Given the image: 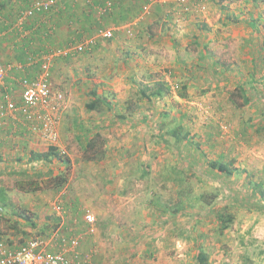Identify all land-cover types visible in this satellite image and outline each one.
Returning a JSON list of instances; mask_svg holds the SVG:
<instances>
[{"label": "rangeland", "instance_id": "rangeland-1", "mask_svg": "<svg viewBox=\"0 0 264 264\" xmlns=\"http://www.w3.org/2000/svg\"><path fill=\"white\" fill-rule=\"evenodd\" d=\"M221 46L187 56L178 51L183 66L179 60L172 62L173 53L157 66L146 58L148 72L141 67L138 77L143 81L133 83L138 92L109 76V69L115 68L116 74L123 70L119 63L114 67L100 58L89 69L90 59L74 54L59 75L58 67L53 84L64 92L67 105L71 102L78 112L87 111L94 93L105 103L102 113L87 123L82 115L81 122L73 124L65 110L55 146L58 155L41 159V167H31L28 176H10L13 209L28 217L26 231L35 229L28 237L47 234L34 226L40 215L33 209L39 213L42 208V218L51 221L48 232L62 223L54 209L61 203L71 235L86 231V211L95 216L96 232L79 248L83 260L91 264H197L200 250L208 255L209 264H264V209L258 208L264 206V53L231 43ZM254 52L259 53L252 81L248 72ZM202 53L206 56L198 61ZM202 74L217 81H200ZM150 78L166 81L149 83ZM157 83L170 90L149 100L143 93L149 96L152 87L161 86ZM252 87L256 91L248 92ZM121 109L125 118L117 114ZM179 126L190 136L177 144L169 131ZM90 140L97 141L95 150L87 147ZM44 144L46 149L39 154L51 148ZM34 160L32 156L25 163ZM223 162L231 163V174L210 166ZM59 174L68 182L56 188L52 179ZM29 175L39 181L41 190L16 189L17 181ZM184 198V210L174 214ZM219 213L234 218L226 230Z\"/></svg>", "mask_w": 264, "mask_h": 264}, {"label": "crops", "instance_id": "crops-1", "mask_svg": "<svg viewBox=\"0 0 264 264\" xmlns=\"http://www.w3.org/2000/svg\"><path fill=\"white\" fill-rule=\"evenodd\" d=\"M34 1L36 0H0V65L14 67L4 83L0 84V107L3 105V93L6 92L13 101L20 102L21 77L29 79L38 77L39 65H28L29 57H38L50 51L70 50L71 44L77 45L84 39L96 36L99 30L116 29V32L111 40L99 39L87 53L71 51L54 57L51 65L52 84L57 75V68L59 67V75L64 71L62 66L71 61L74 54L84 55L90 59L89 69L94 64L97 65L100 58L105 62L109 61V65L114 67L119 63L123 70L116 74L115 68L109 69L111 70L109 76L115 75L116 79L128 84L130 88L134 86V90L138 92L133 83L143 81V78L138 77L141 67L144 68L143 71L148 72L146 65H143L149 64L146 58H151L155 63L153 66H157L164 64L165 58H170L168 54L173 53L172 62L176 64L179 60L177 63L183 66L186 63L179 58L178 51L187 56L195 50L206 51L210 48L224 47L221 43L224 45L231 43L232 47L241 45L245 49L264 53V0H190L185 5L172 0H157L150 6L148 13H144L143 10L146 0H112L114 7L104 17L98 15V9L104 0H60L62 7L58 11L40 14L20 24V10L29 7ZM144 18L147 20L146 24ZM127 28L133 30L132 37L126 33ZM146 37L152 41L148 42L149 39ZM257 53L251 54L250 65L253 69L249 70L248 76L252 81H255L253 78L257 73L253 64ZM202 56L206 55L202 53L197 60L200 61ZM137 59H140V62ZM21 66H24V69ZM151 72L149 71V74ZM166 78L158 81L150 78L147 81L165 82ZM204 80L217 81L214 76L202 74L200 81ZM55 90L60 91L56 88ZM155 90L156 87H152L150 93ZM251 90L256 91L255 87L249 88L248 92ZM124 94L125 92L122 93ZM72 104L71 102L68 104L69 109L67 105L65 116L70 114L73 124L81 122L82 115L87 123L92 116L95 118L102 113V110L78 112L76 106ZM125 113L126 111L122 110L117 114L125 118ZM45 149V144L38 135L28 132L26 127L19 125L15 117H8L0 126V241L9 242L17 247L33 238L28 237V232H34L35 229L31 227L26 231L27 219L13 209L16 205L15 190L9 186L8 180L18 171L26 170L25 162L30 161L34 153H43ZM39 210L41 212L38 213V210L33 209L36 215H40L38 225L36 223L34 226L44 230L48 235L49 230L47 232L45 229H48V223L51 221L42 218L43 210L42 208ZM63 223L65 230L69 231L71 223L64 220Z\"/></svg>", "mask_w": 264, "mask_h": 264}, {"label": "built area", "instance_id": "built-area-1", "mask_svg": "<svg viewBox=\"0 0 264 264\" xmlns=\"http://www.w3.org/2000/svg\"><path fill=\"white\" fill-rule=\"evenodd\" d=\"M190 0H172V2L185 5ZM157 0H148L143 8L144 13L150 11V6ZM112 0H105L104 6L98 9L99 17H104L112 10ZM60 0H36L29 7L20 10V24L43 13L56 12L61 8ZM188 10V9H186ZM116 29L99 30L96 36L84 39L82 42L71 44L70 50H57L42 53L41 56L28 58V65H39V75L36 79L21 77L19 80L22 88L20 102L13 101L10 94L3 93V105L0 107V126L8 117H15L19 125L26 127L27 131L38 137L51 147L57 146L60 140L59 127L67 107L65 94L57 91L52 84L51 65L54 57L65 55L74 51L83 54L90 50L99 39L111 40ZM126 33L133 36V30L127 28ZM27 67V66H25ZM24 69V66H21ZM12 65H0V84L13 70ZM178 89V87H177ZM42 161L34 160L27 164L26 170L39 168ZM25 170V169H22ZM57 216L62 219L61 225L49 236L35 237L19 246H11L5 241H0V264H91L84 261L79 248L87 236L96 232L95 216L86 211L84 220L87 224L85 232L71 235L64 228L63 220L67 214L65 205L58 203L54 206ZM100 264V263H93Z\"/></svg>", "mask_w": 264, "mask_h": 264}, {"label": "trees", "instance_id": "trees-1", "mask_svg": "<svg viewBox=\"0 0 264 264\" xmlns=\"http://www.w3.org/2000/svg\"><path fill=\"white\" fill-rule=\"evenodd\" d=\"M145 3L148 4V0H146ZM104 4H105V0H104V2L102 3L101 6H104ZM43 14H48V13H43ZM159 85H161V86L159 88H156L155 91L151 92L149 96H147L145 94V92L143 93V95L146 96L149 100H151V99H153V97H157V96L163 97L164 94H166V92H168L170 90V87H168L164 83H160ZM239 90L245 92V90L242 89V88H240ZM179 96L181 98H183V99L186 98L182 93H179ZM245 96L246 95H243V97L245 98V100L248 102L249 100ZM94 97H95V99L92 102H90V103H88L86 105V108H87L88 111H100L101 110V104L105 103V101L103 100V98L99 97L95 93H94ZM233 102L235 104L237 103L236 101H233ZM248 127H253V125H250L249 124ZM260 128H261V126L256 131H260ZM169 134H171L175 138V142L177 144L178 143H183L185 141H188L189 140V136H190L189 131H186V129L184 127H182V126H179L176 129H174L172 131H169ZM97 137H99V135H97ZM96 146H97V141L90 140L87 143V147L88 148H94V150H95ZM56 152H57V149L55 147H51L49 149L48 153L45 154V155L44 154L42 155V154H36V153H34V159H37V160L47 159V160H49L51 157L53 158V157H56L58 155ZM210 166L213 169L216 168L219 173H226V174H231L232 173L231 163H229V162L228 163L227 162H223V163H219V164L218 163H211ZM22 171L21 170L18 171L17 175L18 174H21V176H28V174H26V173H28L26 170H22ZM184 181L185 180L182 178V183ZM52 182H53V186L54 187L60 188V187H63L68 182V178L64 174H59V175H55L53 177ZM16 189H18V190H20L22 192L35 193V192L41 190V186H40L39 181H37L35 179H32V177L29 175L28 179L17 181V183H16ZM201 197L204 198V195L198 197V200ZM185 202L186 201H185V198H184L180 203H177V206L175 208V211H173L174 214L180 213V212H182L184 210ZM258 206H259L258 208L260 210L261 209H264V206L263 205L259 204ZM65 217H66V215H65ZM218 217H219V219H218L219 220V223L222 226V230L228 229L232 225V223L234 222V218H233L232 215H227L225 213H219L218 214ZM26 218H28V217H26ZM64 221H65V218H64ZM85 224H86V222H85ZM87 227L88 226L86 224V229H87ZM56 229H53L52 231H49V234L48 235L46 234V235L37 236V237H45V236L47 237V236H49ZM7 243L9 244V242H7ZM25 243H23V244H25ZM20 245H22V244H20ZM11 246H13V245H11ZM208 260L209 259H208V255L206 254V252L204 250H200L199 253H198V255H197V257H196L197 264H209Z\"/></svg>", "mask_w": 264, "mask_h": 264}]
</instances>
